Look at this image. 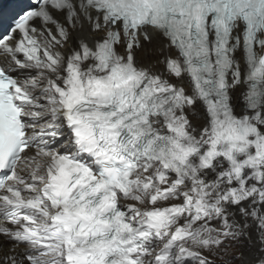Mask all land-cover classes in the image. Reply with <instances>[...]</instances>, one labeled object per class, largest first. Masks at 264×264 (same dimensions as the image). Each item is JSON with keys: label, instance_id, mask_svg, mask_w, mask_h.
Masks as SVG:
<instances>
[{"label": "snow or ice", "instance_id": "snow-or-ice-1", "mask_svg": "<svg viewBox=\"0 0 264 264\" xmlns=\"http://www.w3.org/2000/svg\"><path fill=\"white\" fill-rule=\"evenodd\" d=\"M0 264H264V0H0Z\"/></svg>", "mask_w": 264, "mask_h": 264}]
</instances>
